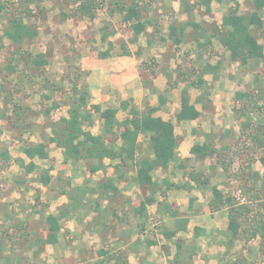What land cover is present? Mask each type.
Wrapping results in <instances>:
<instances>
[{"label": "crops", "instance_id": "obj_1", "mask_svg": "<svg viewBox=\"0 0 264 264\" xmlns=\"http://www.w3.org/2000/svg\"><path fill=\"white\" fill-rule=\"evenodd\" d=\"M237 1L240 3L241 0ZM189 3L193 10L185 12L182 2V11L187 16L182 21H176L175 24L180 25L188 22L184 34L181 35L182 42L177 43L173 39L174 51L187 48L184 50L185 57L190 55L189 52L197 51L194 57L197 62L194 63V60L190 58L186 63L182 60L183 65L178 64L181 60L176 61L177 63L175 62L173 65L170 63L174 59L172 57L168 59L163 51L162 56L158 59L159 64L157 62L160 73L156 74L155 78L154 74L149 75L148 71L141 66L142 61L138 57L140 53L138 55L129 50L130 54L122 53L123 55L118 59L107 55L97 60L94 67L88 69V83L82 88L88 91L90 105L97 104L100 107V111L92 109V120L85 121L84 128L94 135L104 137L106 143L110 142L112 137L106 133L102 111L107 108L117 109L115 125L118 130L116 133L118 136L117 145H120L122 143L120 133L124 130L125 121L132 117L130 106L129 108L122 107L123 101L135 104L141 113H147L151 108H155L154 116H159L165 121H172L175 126L174 133L179 140L176 156L167 168H162L155 163L151 169L150 173L156 184L154 190L150 186L141 187L136 180V168L125 164L120 158L104 157L99 159L92 157L87 150L83 151L79 159L66 157L64 149L51 140L54 135L53 131L61 126L59 121L53 127L50 125V135L45 131L38 137V141H24L20 155L13 153L8 148L0 150V170H5V183L9 180L14 182L13 184L6 183L3 191H0V206L5 215V225L12 219L23 220L24 227L29 230L27 235L24 234L25 238L29 236L28 243L36 247L35 252L44 251L42 253H45L51 247L53 250H60L62 255L64 252L74 263L76 254L73 252L74 250H71L74 245L71 248L63 246V241L70 238V234L67 232H71L66 231L63 223L69 220L76 222L81 218L82 221H85L84 229H88L83 230L87 236L92 238V235H97L99 241L111 243L115 246L114 251L119 250L121 254L127 256L130 264H173L174 262L171 260L180 258L179 255H183L184 259L180 258L179 262L177 260V264H223L222 258L212 259L206 247L210 248L218 244L221 238L227 237V232L230 233L228 210L211 211L209 203L213 194L210 185L201 186L192 177L193 174H197L200 179L209 177L202 173L201 168L198 171L192 169L194 161L206 160L209 157L206 159L197 158L192 153V148L197 143L208 142L220 150L227 148L237 140V131L232 130L231 127L226 128L223 124L230 114V109L227 110L229 100H237L235 93H226V91H228L227 88H233L230 85H239L238 81L243 79L245 70L239 66V62L230 61L229 66L223 64L222 57L215 56L211 60L204 58L203 51L198 52V50L203 48L205 42L206 45H212L214 42L220 46L222 44L217 37L213 36L209 37L211 41L208 42L206 38L213 27L207 29L191 18L196 10L198 12V8L203 7L206 15L211 19L209 22L214 21L212 18L215 9L223 7L225 9L221 18L215 23L220 25L224 15L234 7L235 0H212L210 11L201 0ZM197 28L206 30L195 32ZM200 32H206V37H202ZM169 35L171 37L170 30ZM169 40L168 36L167 41L170 42ZM147 44L150 45L149 47L153 46L151 38H147ZM222 49L223 53L230 55L225 47L222 46ZM170 55L174 56L173 53ZM207 65L215 67L216 70L202 75L201 71ZM217 66L220 67L217 68ZM172 67L177 72L175 75ZM259 67H264V62L258 66L252 65L249 70L254 71ZM223 69L226 71H222ZM157 76L161 79L163 77L162 83L165 78L166 82L180 85L176 93L178 102L175 101L172 104L173 108L171 107L170 112L167 111V106H171L172 92H163V84L157 83L155 80ZM149 77L153 78L155 83L151 84V81H148ZM199 79L205 82L204 86L207 89V96L202 100L198 98L202 93V88L197 84ZM201 86L203 87L202 84ZM185 91L189 95V101L194 103L201 112L198 118L190 120L176 118V114L181 109ZM228 95L230 96L228 97ZM112 101L114 103L110 105ZM143 101H147L148 104L145 109H141L139 106V103ZM102 103H107V106H103ZM120 112L123 113L122 119H119ZM68 116L69 110L68 115L64 117ZM97 122L101 125L98 126L99 131L95 132L94 126ZM203 122H209V128L203 125ZM24 130L26 129L24 128ZM24 130L21 133V138L25 135ZM41 142L45 143L47 153L45 157L38 154L30 155L26 152L27 146ZM138 143L136 159L148 158L155 161V155L150 147V135L140 134ZM31 166L32 168L29 170ZM45 175L49 177L48 183L43 181L42 177ZM210 181L213 182V179L211 178ZM211 185H216L224 190L220 184L211 183ZM148 196H153L155 200L140 213L141 201ZM36 204L41 207L35 206ZM111 212L113 216L118 217L117 232L115 233L107 230L109 226L106 225L109 219L108 214ZM117 213L118 215H116ZM50 214L62 215L56 242L50 240L52 232L47 220ZM39 222L46 228L44 234L42 231L44 227H41ZM179 228L178 232L176 229ZM174 231L175 235H167ZM149 232L152 233V240L148 239ZM74 236L76 235L74 234ZM85 238L88 240V237ZM149 241H153L150 243L151 246L147 245ZM223 243L226 244L227 241L224 239ZM8 247L13 246L9 243ZM97 247L86 246L81 251V262H83L81 264L93 260L95 264H103L100 262L99 251L107 249L103 245Z\"/></svg>", "mask_w": 264, "mask_h": 264}, {"label": "rangeland", "instance_id": "obj_2", "mask_svg": "<svg viewBox=\"0 0 264 264\" xmlns=\"http://www.w3.org/2000/svg\"><path fill=\"white\" fill-rule=\"evenodd\" d=\"M0 1L5 2V9L0 12V29H2L5 26V14L10 10L14 11L13 8L17 7L16 3L20 1ZM137 1L142 6L144 5L143 17L148 23L146 30L138 36L135 35L133 25L124 22L122 13H111L107 2L98 10L94 19L71 18L68 15L71 11V6L67 5L66 0H38L37 4L31 5L33 16L29 19L27 18L26 21L38 31L37 36L31 41H26L21 46H16L5 38L4 47L0 51V81L4 85L0 101V150L8 148L13 153L20 155L24 141H38L40 135L44 134L45 131L49 132L51 126L53 127L57 121H60L61 117L67 116L72 99L76 96L73 93L74 84L78 83L82 88L85 85L87 86L88 69L93 68L96 61L102 59L99 52L106 51L111 42L113 43V46L109 49L111 58L118 59L123 55L125 48L132 50L138 55L140 53L138 57L141 58V66L148 71L149 75L154 74L155 78L156 74L160 73L158 59L162 56L163 51V54L168 59L171 57L174 59L170 63L173 65L179 60H181V62H178V64L181 63L180 65L189 61L190 58L194 60L197 51L189 52L188 54L190 55H187V57L184 54L186 53L184 50L187 48L175 49L174 51L175 43L169 35L170 25L176 24V21H182L187 16L182 11L183 0ZM192 1L198 0H190L189 2ZM250 1H240V12H248L251 8ZM198 9V12L196 10L191 18L196 23L199 22L203 27L211 29L220 20L225 8L217 7L215 9L212 18L215 22H209L211 19L206 15L203 7ZM106 32L108 36L103 38ZM168 36L170 42L167 41ZM258 36L260 41L263 42L261 32ZM147 38L152 39L153 46L149 47ZM214 44H212L213 46L211 44H203V48H199L198 52L202 50L204 58H210V60L215 56L222 57L223 64H228L229 66L231 61L229 55L222 52V46L217 42H214ZM37 53H45L47 55V64L36 66L32 63V57ZM170 53H173L174 56H171ZM15 54H17L16 58ZM195 62L197 61L194 60ZM8 65H13L14 71L9 70ZM177 66L179 68V65ZM183 68L185 67L183 66ZM172 71L174 75L177 73L173 67ZM222 71L225 72L226 69ZM185 73L187 72L185 71ZM243 76V79L238 81L239 85H230L233 88H227L228 91L226 93L236 94L239 91L240 93L249 92L251 95L250 97H236L237 100L235 101L229 100L230 103L227 104V110L230 109V114L223 121L224 127H231L232 130L237 131V140L232 142L230 149L221 148L217 154L210 156L206 160L194 161L192 169L198 171L201 168L202 173L209 176V185L211 183L220 184L224 190L238 197L242 196V186L247 185L248 187V185L253 183V181L248 180L250 177L248 175L257 171L260 176L254 177L256 179L255 190L258 191L260 196L254 200L252 199L254 212L251 223H255L257 227H260L259 222H264V186L262 181L264 178V160L260 158L262 150L259 151V149L251 147L248 143L239 146L237 142L245 135L243 131H247L249 127L260 126L261 128V126H264V67H259L254 71L245 70ZM159 78L157 76L155 80H157V83H162L163 77L162 79L161 77ZM155 80L151 77L148 79L151 84H153L152 82L155 83ZM162 84V87H164L163 92H172V98H170L171 106H167V111L170 112L173 108L172 104L175 101L178 102L176 93L180 85L178 84V87L174 82H166L165 78ZM208 91L211 93L209 89ZM260 93L262 98L258 97ZM15 103L23 105L26 110L27 108L29 109L25 113L27 115H24V120L21 121L22 126L17 122V114L13 110ZM113 103L112 101L110 105ZM102 104L107 106V103ZM139 106L141 109H145L148 106L147 101L139 103ZM243 106H246L247 113L244 112ZM49 108L50 114H47L45 110ZM122 118L123 113L120 112L119 119ZM99 125L101 124L98 122L95 124V132L99 131ZM203 125L209 128V122H203ZM29 129L31 130L30 132ZM23 130L25 135L21 138ZM237 144L239 147L236 149ZM53 153L56 154V152ZM211 178L213 182L210 181ZM6 183L13 184L14 182L9 180ZM6 183L5 170L2 169L0 170V191H3ZM38 204L35 206L40 208L41 206ZM108 217L106 225L109 227L107 230L114 233L117 232L118 217L113 216L112 212L108 214ZM4 220L5 215L0 206V264H81L83 263L81 262V251L86 246L95 248V246L103 245L109 254L120 253L119 250L114 251L115 246L111 243L99 241L97 235H92V238L87 236L83 230L88 229H84L85 221H82L81 218L77 219L76 222L69 220L63 223L66 231H71L67 232L70 234V238L63 241V246L71 248L74 245L71 248L76 254L73 260L74 263L69 260L70 258L64 252L62 255L60 250H53L51 247L45 253H42L44 251L35 252L36 250L34 251V249L36 247L28 243L27 238L29 236L25 238L24 234L27 235V232H29L24 227L25 222L12 219L5 225ZM39 224L44 227L41 222ZM42 231L44 234L46 228L44 227ZM226 236V238L225 236L221 238L218 244L210 248L206 247L212 259L222 258L223 264H264V235L250 237L248 240L238 238L234 239L233 242H231L230 233L227 232ZM85 237H88V240ZM151 237L152 233L149 232L148 239L152 240ZM224 239L227 241L226 244L223 243ZM76 241L77 243H75ZM9 243L13 247H8ZM147 245L151 246L150 242ZM165 254L167 255V253ZM106 257L107 261L105 260L106 263L104 264H117L116 258ZM179 257L184 259L183 255H179ZM180 258L171 261L174 262L173 264H177L181 261ZM85 264H95V262L93 260ZM127 264L130 263L127 262Z\"/></svg>", "mask_w": 264, "mask_h": 264}, {"label": "trees", "instance_id": "obj_3", "mask_svg": "<svg viewBox=\"0 0 264 264\" xmlns=\"http://www.w3.org/2000/svg\"><path fill=\"white\" fill-rule=\"evenodd\" d=\"M17 7L13 8L14 11H8L5 14V26L0 29V51L4 47V39L7 38L16 46L23 45L26 41H31L37 36V30L32 27L26 19L33 16L32 4H37L38 0H18ZM212 0H201L203 4L207 6V10L210 11V3ZM221 1V0H218ZM109 5L111 13L119 12L124 16V22L133 25L135 35L141 34L147 28V20L144 19L142 6L137 0H66L67 5L71 6V11L68 14L71 18H89L94 19L97 16V12L103 5ZM185 12H191L193 10L188 0H183ZM239 1L235 0V5L231 10L224 15L223 21L220 25L213 26L211 33L207 36V41H211L209 37H217L223 47L229 52L230 60L239 62V66L244 70H249L252 65H260L264 62V0H252L250 2L251 9L246 13L239 12ZM5 9V2L0 1V12ZM188 22L181 23L180 25H170V34L177 43L182 42V36L186 29ZM198 27L197 25H195ZM206 29L197 28L195 32L203 31ZM262 34L263 42L260 41L259 33ZM199 34V33H198ZM202 37H206V32H200ZM108 33L103 35L106 38ZM198 39V38H197ZM199 42V41H198ZM206 44V42H205ZM113 43H109V47L106 51L99 52L104 57L110 54V48ZM20 51V50H19ZM123 54H130L129 49L125 48ZM17 54H15V58ZM47 55L45 53H37L32 57V63L36 66H44L47 64ZM9 70L14 71V66L8 65ZM220 66H217L219 68ZM215 67L207 65L201 71V74L214 72ZM198 87L202 88V93L199 100L206 98L207 89L204 86L205 82L202 79L197 81ZM203 85V87L201 86ZM204 88V89H203ZM4 85L0 81V101L2 99ZM73 93L76 96L73 97L69 109L68 117H61V126L55 127L53 131L52 141L56 142L65 151V155L68 158L79 159L83 151H89L92 157L103 159L104 157H110L112 159L120 158L125 164L131 165L136 168L137 171V183L141 187L154 188L156 186L152 179L151 169L157 163L162 168H167L169 163L174 160L176 156V147L179 144V140L174 133V124L172 121H165L159 116H154L155 108L147 113H141L139 108L135 104H131L130 101H123L122 107L129 108L132 117L125 121L124 130L120 133V139L122 143L117 145L118 136L116 129V113L117 109L107 108L102 111V117L105 120L106 133L112 138L111 141L106 143V140L101 135H94L89 130L84 128L85 121L92 120V109L94 111H100L99 105H90V96L88 91L78 83L73 86ZM237 97H250L251 93H236ZM262 98V94L258 95ZM56 105V104H55ZM54 105V106H55ZM91 106V107H89ZM14 112L17 114V122L22 126L21 121L24 120V115L29 109L15 103ZM244 112L247 113L246 106H243ZM24 112V114H23ZM45 112L50 114V108ZM201 112L195 107L194 103L189 101V95L186 91L183 94L181 109L176 114L178 120H190L198 118ZM20 120V121H19ZM248 125V123H246ZM140 134L150 135V147L155 155V161L148 158H137L138 152V137ZM242 136L237 142L239 146L241 144L248 143L251 147H256L262 150L261 157L264 160V126L249 127L247 131H243ZM117 136V137H116ZM236 145V149L239 147ZM224 149H230V146ZM26 152L30 155L38 154L41 157L46 156L45 143L31 144L26 147ZM192 153L201 159H206L218 153L217 147L212 143L195 144L192 148ZM7 155V154H5ZM32 166L29 168V170ZM249 181H253L250 185L242 186L241 197L234 195L231 192H225L218 188L216 185L209 186V179H200L197 174H193V180L199 185H207L212 189L213 197L210 200V209L215 212L221 209L228 210V230L231 234V242L234 239L243 238L248 240L250 237L264 235V222L260 221V227H257L255 223H251L254 209L252 207V199L254 200L258 195V191L255 189L256 179L259 177L257 171L249 174ZM45 183H48L49 177L45 175L42 177ZM255 181V182H254ZM264 186V178L262 179ZM248 184V183H247ZM154 190V189H153ZM252 193V194H251ZM244 201H241L243 200ZM154 197H146L141 201L140 213L147 208V205L154 201ZM62 215L57 216L50 214L47 217L49 222V228L52 232L50 240L57 241L58 233L60 230L59 221ZM185 227V226H184ZM186 228V227H185ZM178 232L179 229H176ZM175 231L168 233L175 235ZM152 243L153 241H149ZM101 255L100 262L106 263V258H116L117 264H127L128 259L121 253L109 254L105 249L99 251ZM106 260V261H105Z\"/></svg>", "mask_w": 264, "mask_h": 264}, {"label": "built area", "instance_id": "obj_4", "mask_svg": "<svg viewBox=\"0 0 264 264\" xmlns=\"http://www.w3.org/2000/svg\"><path fill=\"white\" fill-rule=\"evenodd\" d=\"M244 200V199H243Z\"/></svg>", "mask_w": 264, "mask_h": 264}]
</instances>
